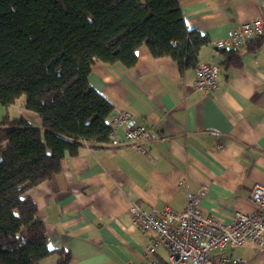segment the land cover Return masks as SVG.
Masks as SVG:
<instances>
[{"label":"crops","instance_id":"1","mask_svg":"<svg viewBox=\"0 0 264 264\" xmlns=\"http://www.w3.org/2000/svg\"><path fill=\"white\" fill-rule=\"evenodd\" d=\"M179 2L187 28L209 39L198 64L220 67L219 88L213 96L195 90V69L181 73L171 58L153 57L146 45L131 69L92 67L89 84L112 104V116L129 112L132 123L146 126L150 135L146 155L126 142L123 131L111 135L108 144L86 145L76 157L65 158L61 173L27 192L45 224L49 250L69 253L70 264L144 261L154 236L134 227L133 205L183 213L187 194L207 187L200 201L204 215L231 223L237 213L256 211L251 193L264 186V45L256 47L254 40L238 49L237 68L225 64L227 55L214 44L243 22L263 17L264 0ZM6 117H25L40 126L24 99L8 110L0 103V124ZM226 253L264 264V251L259 256L248 249ZM167 254L160 248L152 258L164 263ZM59 260L54 253L40 264Z\"/></svg>","mask_w":264,"mask_h":264},{"label":"trees","instance_id":"2","mask_svg":"<svg viewBox=\"0 0 264 264\" xmlns=\"http://www.w3.org/2000/svg\"><path fill=\"white\" fill-rule=\"evenodd\" d=\"M209 39L187 28L179 0H0V103L25 100L37 116L0 124V264H40L48 248L45 224L27 192L62 171L86 145L110 143L114 108L89 84L96 63H137L146 45L171 58L181 73L195 69ZM264 45V38L256 47ZM240 67L238 50H219Z\"/></svg>","mask_w":264,"mask_h":264},{"label":"built area","instance_id":"3","mask_svg":"<svg viewBox=\"0 0 264 264\" xmlns=\"http://www.w3.org/2000/svg\"><path fill=\"white\" fill-rule=\"evenodd\" d=\"M264 38V16L243 22L237 29L215 42L217 50L245 49L248 43ZM194 89L213 96L219 88L220 67L214 63H201L195 68ZM111 135L123 131L126 142L146 155L145 142L149 138L146 126L134 125L132 114L121 112L109 121ZM208 193L204 187L197 193L187 194L186 209L177 213L170 208L142 210L133 205L129 213L133 225L141 233H151L152 243L145 252V260L129 264H248L244 258L227 254L231 249H248L256 256L264 251V186L257 185L251 193L256 206L253 214H235L231 223L222 218L204 215L200 201ZM167 251L164 263L153 260L158 249ZM217 250L219 255L212 256Z\"/></svg>","mask_w":264,"mask_h":264}]
</instances>
